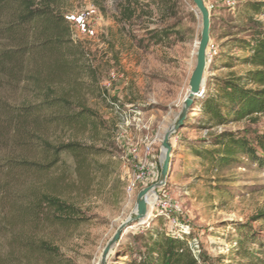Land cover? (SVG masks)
I'll list each match as a JSON object with an SVG mask.
<instances>
[{"label": "rangeland", "instance_id": "rangeland-1", "mask_svg": "<svg viewBox=\"0 0 264 264\" xmlns=\"http://www.w3.org/2000/svg\"><path fill=\"white\" fill-rule=\"evenodd\" d=\"M136 1V18L121 23L118 0H66V18L83 66L68 93L96 113L97 129H57L48 139L54 143L76 141L95 148L98 155L91 159L90 166L78 171L72 158L64 156V163L47 175L30 173L0 181V219L9 215L14 200L34 191L52 194L83 213L86 221L76 228L42 227L38 232L69 264H98L117 228L135 211L138 193L158 183L163 136L182 109L195 67L201 18L191 0H169V16L163 14L166 0ZM203 1L211 16L209 42L215 56L222 52L221 36L236 23L231 16L234 8L247 0ZM261 20L264 23V18ZM152 32H166L168 37L157 43L150 37ZM212 56L207 57L205 83L210 76L223 77L228 72L226 68L213 69L220 65H211ZM67 85L64 82L58 87L67 89ZM25 92L24 84L20 85L11 94L13 103L28 99ZM188 115L196 121L202 118L191 110ZM194 126L172 135L169 178L152 195L149 219L128 228L119 245L138 251L136 236L152 227L165 232L184 231L191 234L189 242H195L210 264H264V218L259 217L264 214V170L246 159L217 171L208 169L206 163L192 158L186 147L178 144L183 138L197 144L208 134L223 130L263 134L264 117L209 132ZM146 139L152 143L147 156ZM19 147L12 150L13 154L37 160L32 150L21 151ZM152 168L155 173H151ZM139 174H147V178L139 181ZM156 215L162 218L159 224ZM236 223L251 230L253 237L244 245L251 258H242L243 248L237 254ZM7 238L2 226V255L8 251Z\"/></svg>", "mask_w": 264, "mask_h": 264}, {"label": "trees", "instance_id": "trees-1", "mask_svg": "<svg viewBox=\"0 0 264 264\" xmlns=\"http://www.w3.org/2000/svg\"><path fill=\"white\" fill-rule=\"evenodd\" d=\"M168 1L163 9L166 16L171 11ZM136 3L118 0L119 22L136 18ZM65 6L66 0H0V92L9 94L0 93V181L30 173L47 175L64 163V156L72 158L78 171H84L98 155L95 148L76 141L54 143L48 139L57 129H97L96 113L68 93L83 66L73 45ZM231 16L236 23L221 36L222 52L211 58V65H220L213 69L226 68L228 72L223 77L207 78L191 107V112L202 118L196 121L187 115L182 128L195 125L209 132L264 117V0L244 1L236 5ZM150 37L158 43L168 34L152 32ZM241 67L246 71L236 70ZM64 82L69 88L58 87ZM22 84L29 98L16 105L11 96ZM178 144L208 169L217 171L246 159L264 170V133L223 130L208 134L197 144L185 138ZM20 145L21 151L32 150L37 160L13 154ZM83 216L74 205L49 193L34 191L19 196L10 204L9 215L0 219V230L3 226L8 236V251L0 254V264H69L38 232L42 227L76 228L86 221ZM259 217L264 218V214ZM154 219L159 224L162 218L156 215ZM234 227L237 254L243 248L242 258H251L250 250L244 248L253 237L251 230L237 223ZM135 240L138 251L118 243L108 264H210L200 251L197 258L192 255L189 232L152 227Z\"/></svg>", "mask_w": 264, "mask_h": 264}, {"label": "water", "instance_id": "water-1", "mask_svg": "<svg viewBox=\"0 0 264 264\" xmlns=\"http://www.w3.org/2000/svg\"><path fill=\"white\" fill-rule=\"evenodd\" d=\"M201 18V34L198 43L195 67L191 73L188 92L183 101L182 109L173 120L172 125L166 131L163 136L161 147L163 150L162 164L160 169V176L158 183L151 185L141 190L136 197V208L135 211L130 215L128 219L120 224L115 231L112 238L108 241L104 247L98 264H107L115 247L118 245L122 238L123 233L130 228L133 224L141 223L148 219V198L154 194V191L164 186L165 182L169 178L171 172L170 158L172 155L171 138L172 135L182 128L183 122L185 121L188 112L194 103L195 98L199 97L205 87V70L207 64L206 51L210 41V13L203 0H191Z\"/></svg>", "mask_w": 264, "mask_h": 264}, {"label": "built area", "instance_id": "built-area-1", "mask_svg": "<svg viewBox=\"0 0 264 264\" xmlns=\"http://www.w3.org/2000/svg\"><path fill=\"white\" fill-rule=\"evenodd\" d=\"M213 50H214V46L212 44H210V42H209V45H208L207 51H206V56L207 57H211L212 56V53H213ZM151 146H152L151 141H149V140L146 139L145 142H144V154L146 156L149 155L150 150H151ZM136 152H137L136 149H134L132 151L133 154H135ZM153 170H154V173H155L156 170L154 168H152L151 173H152ZM146 176H147V174H139L136 177V179L139 180V181H142V180H145L147 178ZM127 191H128V193L131 191V187L130 186L128 187ZM188 246H189V248H190V250H191L192 255L194 256V258H197L198 254H199V250H198L197 245L195 244V242H193V243L188 242ZM198 264H208V263H201V262H199Z\"/></svg>", "mask_w": 264, "mask_h": 264}, {"label": "bare ground", "instance_id": "bare-ground-1", "mask_svg": "<svg viewBox=\"0 0 264 264\" xmlns=\"http://www.w3.org/2000/svg\"><path fill=\"white\" fill-rule=\"evenodd\" d=\"M147 202H148V207H149L150 210H151V207H152V205H153V203H154V199H153V197L150 196V197L148 198ZM148 219H149V215H148ZM148 219H147V220H148ZM144 223H145V222L143 221V223H141V224H144Z\"/></svg>", "mask_w": 264, "mask_h": 264}, {"label": "crops", "instance_id": "crops-1", "mask_svg": "<svg viewBox=\"0 0 264 264\" xmlns=\"http://www.w3.org/2000/svg\"><path fill=\"white\" fill-rule=\"evenodd\" d=\"M227 34V33H226Z\"/></svg>", "mask_w": 264, "mask_h": 264}]
</instances>
